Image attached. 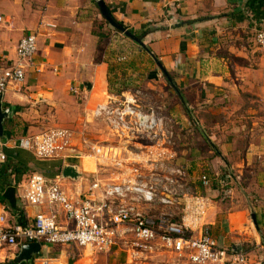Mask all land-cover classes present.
Listing matches in <instances>:
<instances>
[{"label":"crops","instance_id":"1","mask_svg":"<svg viewBox=\"0 0 264 264\" xmlns=\"http://www.w3.org/2000/svg\"><path fill=\"white\" fill-rule=\"evenodd\" d=\"M104 1L113 16L136 35L148 31L142 37L144 42L162 65L172 71L187 102V95L223 96L221 107L214 104L209 108L216 116L220 111L223 118L222 123H213L217 130L208 136L213 149L208 144V149L205 148L208 155L202 156L193 143L190 150L195 160L184 165L199 172L203 161L197 160L207 157L212 162L220 160L221 171L217 170L216 174L220 175V181L225 180V185L221 188V182L215 178L206 187L198 182L196 189L208 202L206 223L220 245L245 251L252 262L264 264V49L255 40L256 32L264 29V0ZM99 17L103 16L98 0H0V76L16 61L20 38L43 25L37 53L23 83L32 91L23 93L15 87L4 93V102L12 109L4 123L5 136L27 134H14L17 124L13 115L19 113L12 104L16 96L29 94L37 101H53L59 110H66V122H70L77 116L76 112L89 109L113 90L112 81L122 79L123 75L137 77L141 71L137 67L143 65L132 54L119 62L117 59L122 54L113 57L107 49L100 51V36L95 31ZM117 41L112 42L114 47ZM137 50L143 56L146 49ZM140 79L141 76L136 82ZM72 85L79 86L81 92L71 91ZM45 94L50 97L42 99ZM190 123L182 122L181 128ZM196 129L191 131L192 142L195 139L199 142ZM9 150L6 163L0 168V199H4L0 211H5L7 218L10 212L13 214V222L8 218L11 224L32 223L39 210H50L48 205H30L20 196L33 173H44L50 179L61 176L64 187L74 194L79 189L86 191L96 174V164L95 170L84 166L90 157L73 155L63 163L38 159L25 149ZM44 162L47 163L43 165ZM36 163L51 171L38 169ZM66 165L77 166L80 177H63ZM213 167L204 169L214 174ZM196 172L193 171L194 175ZM58 213L61 224L71 225L61 210ZM253 213L257 226L252 220ZM20 248L21 245L14 249ZM64 252L42 244V251L34 258L35 264L44 258L49 264H61ZM0 258L5 259L4 252ZM181 263L193 264L186 259L169 264Z\"/></svg>","mask_w":264,"mask_h":264},{"label":"built area","instance_id":"2","mask_svg":"<svg viewBox=\"0 0 264 264\" xmlns=\"http://www.w3.org/2000/svg\"><path fill=\"white\" fill-rule=\"evenodd\" d=\"M41 27L20 38L16 61L0 76V94L25 82ZM256 42L264 49L263 30L257 33ZM70 90L81 92L74 85ZM140 93L130 88L110 91L86 109L79 127L0 137V168L9 148L28 150L41 160L64 163L66 159L67 163L78 155L95 158L96 164L88 189H79L77 194L64 187L59 175L50 179L44 173H33L20 196L30 205H48L50 210H39L28 224H11L5 211H0V257L4 248L38 241L122 251L127 264H154L156 260L155 264H169L178 259L193 264H261L252 262L245 251L219 244L206 223L208 202L182 162L181 138L173 118L163 115L161 107L143 105ZM90 122L103 124L109 137L88 135ZM199 181L206 187L213 179L204 173ZM59 210L72 226L60 223ZM160 259L167 263H159ZM40 264H49V260L44 258Z\"/></svg>","mask_w":264,"mask_h":264},{"label":"rangeland","instance_id":"3","mask_svg":"<svg viewBox=\"0 0 264 264\" xmlns=\"http://www.w3.org/2000/svg\"><path fill=\"white\" fill-rule=\"evenodd\" d=\"M95 26H96L95 31L100 34V46H99L100 51H105L107 49L108 54L109 53L112 54L113 57H115L117 54H122L125 57H127L126 55L132 54L131 56H134L133 58L137 59L139 63L143 65L141 67H137V69H141L137 77L129 76L125 78V76L123 75L122 79H117V81H114L115 84H112L114 85V90L120 91L127 88L137 89V90L139 89L141 90L140 96L142 97L143 105L161 107V113L163 115H165L166 117L173 118L174 130L178 132L180 138H182L180 149L181 151H183L182 153L183 155L181 156L183 163L186 164L188 163L191 165L192 161L195 160V158L192 155L193 153H191L190 150L191 146H193L194 144L196 147H199V149L201 150L199 151L200 154L202 153V156H207L208 153L205 150V148L208 149V143L206 139H204L205 136L203 134H206L207 136H212V131L217 130L216 128H214L213 123L219 121L220 123H222L223 121L222 113L220 111L216 112L217 114L216 116L212 113V111H210L209 108L212 107V105L214 104L216 107L218 106L221 107L223 105V96H217V95L208 96L207 94L206 95L198 94L195 96L188 97L187 95L186 98L188 99V104L190 108V114H189L186 110V107H184V105L182 104L178 92L170 84L169 80L165 77L161 68L155 62V59L152 58L150 54H147L146 50L143 52V56L140 55V53H138L137 49L142 48L139 43H137L133 39L127 37L124 33L114 28L103 17H99L98 19H96ZM137 35L139 36L141 34H137ZM115 40H118L116 42V47H114V43L112 45V42ZM108 48H110V50ZM100 56L102 57V54H100ZM121 61L124 62L125 60H121ZM122 66H121L122 68L127 67L124 65ZM119 69L120 67L117 68V70ZM169 73L172 79H174V75L172 71H169ZM116 76L114 77V79L116 78ZM138 76L139 77L141 76V79L139 82H136V79L139 78ZM17 87L18 88L16 90L19 91L21 89L23 93H25L26 91L30 93L32 91L30 88L28 89L26 88V84H21L20 86ZM11 89L12 88H10V90ZM7 96H9L8 93ZM27 96L28 97L16 96L17 99L12 101V104L14 105L16 112L19 111V113H15L13 115L14 121H16L17 124L16 128L14 126V129H16L14 133L15 136H20L21 134L24 133H27L25 135L38 133L54 127H61V126L77 127L80 126V123L83 120V116L86 110L85 111L82 110L81 113L76 112L77 116L75 117V119L71 120L70 122L69 120L66 122V120L68 119V117L66 118V110H59L60 107L54 105L53 101L49 103L45 102L44 100L37 101L36 97H31L29 96V94H27ZM49 97L50 95H46V94L44 95V97L41 96L42 99ZM207 98H210V101H207ZM192 119H194L195 121L193 122ZM190 121L192 122V125L190 123L189 126L187 125L186 127L183 126V129L181 128V126H179L182 124V122L183 124H187V122ZM196 123H198L199 125L197 128L198 132L196 133L197 136H199V142L197 141V139H195L194 142H192L193 140L190 137L192 135L191 131L194 129V125H196ZM210 125L212 126V128L210 127ZM86 131L88 135L97 139H104L109 137V134L106 131V128L103 126V124L90 122L88 123ZM217 146L218 145L216 143V148ZM205 153L207 154L205 155ZM215 154L217 155L216 151ZM94 160L95 158L94 159L87 158L84 165L85 168L88 170H95ZM197 161L199 162L203 161V165L207 166V168H210V166L213 165L215 167V168L213 167L215 170L213 169L214 171L213 174L212 171L210 170L211 168L205 170L204 169L205 166L201 164L199 167V172L198 171L196 172L193 166L191 168V166L188 165V168H190V171H192L194 180L200 182L199 178L204 173L208 174L214 180L215 178L218 179L220 177V175L217 176L216 174L218 171H221V167H222L221 163H219L220 162L219 159L214 160L213 161L214 163L211 161L210 157L204 158L203 160L201 158L200 160ZM193 171L196 172L195 175ZM219 181L220 179H218V182ZM220 182L221 183H219L220 184L219 186L222 188L223 185H225L224 184L225 180ZM8 218L10 219L11 222L15 220V217L13 216V214H11V212ZM176 219L178 220L179 216L176 217ZM72 225L73 223L71 224V226ZM52 246H54L56 252L65 250L64 252L65 254H63L61 262L62 263L66 262V264H126L125 263L126 253L122 251L104 252L97 250L95 248H82L71 244L68 245L52 244ZM19 251L20 249L17 250L14 248H4L3 252L5 259L2 260L0 258V264H10V262L14 260L15 256L19 253ZM158 262L167 263L165 259H160ZM152 263L154 264L157 263V260L156 262H152ZM19 264H35V261L24 262Z\"/></svg>","mask_w":264,"mask_h":264},{"label":"water","instance_id":"4","mask_svg":"<svg viewBox=\"0 0 264 264\" xmlns=\"http://www.w3.org/2000/svg\"><path fill=\"white\" fill-rule=\"evenodd\" d=\"M98 7L102 14V16L117 30L124 33L129 38L133 39L137 43H139L142 47V49H146L150 54L154 57L155 62L157 65L161 68L162 72L164 73L165 77L169 80L170 84L180 93L178 86L174 83L170 73L168 70L162 65L161 61L154 56V54L149 50L147 45L145 44L143 38L136 35L134 32H132L129 28L126 26L120 24L115 17L112 14V11L106 4L104 0H98ZM5 94H0V137L5 136V121L10 118L12 109L11 107H6V103L4 102ZM63 177L65 178H72V179H78L81 175L80 171L78 170V167L75 165H66L63 169ZM252 220L254 224L257 226V220L256 215L252 214ZM42 251V244L38 241H31V242H25L21 245L19 253L15 256L14 260L16 263H24V262H30L34 261V258L36 255L40 254ZM233 251H236L233 247Z\"/></svg>","mask_w":264,"mask_h":264},{"label":"trees","instance_id":"5","mask_svg":"<svg viewBox=\"0 0 264 264\" xmlns=\"http://www.w3.org/2000/svg\"><path fill=\"white\" fill-rule=\"evenodd\" d=\"M116 19V18H115ZM117 20V19H116ZM118 21V20H117ZM119 23H120V21H118ZM121 24V23H120ZM264 31V29H260V30H258L257 32H256V35H257V33L259 32V31ZM133 32V31H132ZM148 31L146 30V31H144L141 35H139V37H143L146 33H147ZM256 35H255V40H256ZM99 36H100V34H99ZM150 50V49H149ZM151 51V50H150ZM156 57V56H155ZM173 81H174V79H173ZM174 83L176 84V82L174 81ZM112 84H115V82L113 83L112 82ZM176 86H177V84H176ZM111 87H112V89L113 90H111V91H116V90H114V85H111ZM117 91H119V90H117ZM179 95V97H180V99H181V102H182V104L184 105V107H186V110H187V112L190 114V108H189V105H188V102H187V100L185 99V96L181 93V91H180V93L178 94ZM192 121L194 122L195 120L194 119H192ZM191 122V121H190ZM192 124V123H191ZM198 123H196V125H194V127L195 128H198ZM196 132H198V129L197 130H195ZM204 136H205V138L204 139H206V141H207V143L209 144V145H211V142H210V140H209V137L206 135V134H203ZM203 136V137H204ZM182 139V138H181ZM180 139V141H179V143L181 144V140ZM212 146V145H211ZM9 152H10V150L8 149L7 150V153L9 154ZM45 163H47V162H44V163H42L43 165H45ZM36 166L39 168V169H42L44 172H46V173H49L51 170H47V166H41V165H39V164H37L36 163ZM2 197H3V195H2ZM4 200V199H3ZM3 200H1L0 199V202L1 201H3ZM12 207H13V209H16V206L15 205H12ZM10 264H19V263H16L15 262V260H12L11 262H10Z\"/></svg>","mask_w":264,"mask_h":264}]
</instances>
